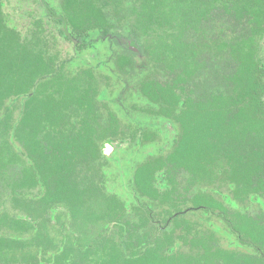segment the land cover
<instances>
[{"label": "trees", "instance_id": "16d2710c", "mask_svg": "<svg viewBox=\"0 0 264 264\" xmlns=\"http://www.w3.org/2000/svg\"><path fill=\"white\" fill-rule=\"evenodd\" d=\"M50 8L57 32L78 48L118 32L135 41L137 61L120 47L111 73L126 81L123 93L144 96L138 112L152 118L131 138L162 137L167 151L136 165V203L114 194L107 165L118 160L103 144L121 124L102 100L103 82L50 53L44 17L23 31L0 0V264H241L217 245L209 213L252 239L264 236V223L222 214L208 191L226 175L239 188L234 197L264 208V0H58ZM218 64L209 88L205 68Z\"/></svg>", "mask_w": 264, "mask_h": 264}, {"label": "rangeland", "instance_id": "374dc122", "mask_svg": "<svg viewBox=\"0 0 264 264\" xmlns=\"http://www.w3.org/2000/svg\"><path fill=\"white\" fill-rule=\"evenodd\" d=\"M45 2L48 4H53L54 0H45ZM5 11L12 20L11 23L16 24L23 31L26 30V28L31 25L33 19L38 18V16L47 17L45 7L43 6L41 0H5ZM46 21L52 25V27H50L52 34L50 36L48 35V39L50 41V53L57 54L58 58L61 60L70 58V61L77 62V64H73V68L79 66L83 67L84 65L94 66L96 68V73L108 76L109 82L107 81V83H105V81L102 88L106 89L110 97H113L115 93L119 92V90H122V87L125 85L126 81L124 82L123 80H116V73H111V68L109 67L111 64V62H109V57L114 46L111 47L108 45V43H99L98 55L94 56L91 53V49L77 48L76 45H72L67 38L59 34L57 32V27L60 28L59 23L51 20L48 17ZM227 22L229 21L225 19V23ZM225 28H229V26L225 25ZM238 28L239 27H233L232 30L237 32L236 30H238ZM216 35L217 31L214 32L212 36L216 37ZM259 45V51L261 53L262 59L264 60V42L260 41ZM106 61H108V64L104 65ZM101 63L102 68L97 69L98 64ZM219 68H221L219 64L216 71H213L212 67L210 70L207 67L205 68L206 72H204L203 77L205 78V84L209 88H212L218 83L216 72L219 70ZM157 69L158 68L155 69L154 73L156 78L160 77L164 79L165 75H161V72H159V69ZM130 84H132V81H130ZM132 105L137 107L145 106L144 100L133 97L132 95L127 96L124 101V107L130 108ZM137 113L139 112H136V114ZM121 117V124H126L127 122H130L129 119L135 118L133 117V113L130 111L127 112V117L123 115ZM148 150H150L155 155L159 154L160 152L166 153L167 149L165 147V140H162V137H159V139L145 145H140L137 142L131 141L126 146L115 149V156L119 162L118 164H109L110 173L107 175L106 180L108 182V187H110L112 192L117 194L121 199L130 201H135L137 199V197L132 192L129 181L135 171L136 165L145 160ZM179 180H181V177H179ZM8 207H10V205ZM211 221L212 223H215L221 231L226 229L225 224L223 221H221V219H218V217L212 216ZM184 248L185 252L188 251L186 245Z\"/></svg>", "mask_w": 264, "mask_h": 264}, {"label": "flooded vegetation", "instance_id": "af4514ba", "mask_svg": "<svg viewBox=\"0 0 264 264\" xmlns=\"http://www.w3.org/2000/svg\"><path fill=\"white\" fill-rule=\"evenodd\" d=\"M58 0H54V3L52 4H48L45 2L43 3V6L45 7V11L47 10L48 12H50L51 10V5L57 4ZM47 14V12H46ZM48 18H50L48 15H46ZM44 17V16H42ZM47 17H44V22H47L46 19ZM46 18V19H45ZM50 34V33H49ZM50 36V35H49ZM90 41L93 44H97L96 48H93L89 45V43L86 46H82V48H87V49H91V53L94 56L98 55V44L99 43H108L109 46L113 47V50L110 57L115 56L116 51L120 50L122 51V48L126 47L129 51L133 52V58L135 59V61H137V57L141 55L140 50H139V46L135 43V41L130 38L129 36H125L121 33L118 32V34H108L105 37L101 36V35H96L93 36L92 38H90ZM262 42H264V37L260 40ZM49 45H50V41H49ZM76 47L78 48V44L76 45ZM122 47V48H120ZM259 50H260V45H259ZM259 56H260V61L261 63L264 65V60L262 59L261 53L259 51ZM109 57V62H112V60ZM73 64H77L73 63ZM108 61H106L104 63V65H107ZM82 67V66H79ZM91 67L92 70L95 72V74L99 77L100 81L107 83V81L109 82V77L106 75H101L96 73V68L94 66H83V68H89ZM99 68H102V63L98 64L97 66ZM110 67V65H109ZM116 80H120L122 81V79L118 76H115ZM103 84L101 85V88L103 87ZM104 91H106L105 88ZM122 90H119V92L115 93L114 96L116 94L121 93ZM107 93V97L106 99L102 98V100L106 103H112L111 108L113 109V111L116 113L118 119H119V124H121V120L122 119V115L127 117V112H132L133 113V117L132 119H129L130 122H127L126 124H121L120 125V131L119 134L117 136H115L112 140L109 139V141H105L104 142V147H103V152L105 155H109V154H114L115 156V149L117 148H122L124 146H126L127 144H129L131 141L137 142L140 145H145L149 142L144 143L143 141H141L140 137H139V131L136 132V136L135 138H131V132L133 131V129H140L141 125L140 124H150L152 122V118H150L149 120H143V117L140 113H137L139 108L137 106H130V108H125L124 107V101L126 99L127 96H133L139 99H144V96L142 94H140L139 92H135V91H131L129 90L128 92L124 91V93L122 92L120 95V106H116L112 101L110 95H108ZM113 96V97H114ZM144 103H146L144 101ZM124 107V109H123ZM127 109V110H126ZM130 114V113H129ZM129 116V115H128ZM138 117V118H137ZM131 118V117H130ZM168 127H177V125L175 124L174 126H171V122H168ZM167 151V150H166ZM147 156H149V154L151 153L153 154L150 150L147 151ZM159 154H166L164 153H159ZM158 155V154H156ZM155 155V156H156ZM146 156V158H147ZM116 157V156H115ZM145 158V159H146ZM119 161H117V163L114 162H109L107 165V169L109 170V164H118ZM227 167V166H226ZM227 169V168H225ZM110 173V171H109ZM219 174H221L219 172ZM222 177V175H221ZM223 179H226V175L223 176L221 179L218 180V182L215 184V187H213L214 191H208L212 194H218L217 198L219 199V203L224 205L225 209L224 211H221L222 214H225L227 216H232L235 212H239L240 214L246 215L250 218H252L253 220L259 222V224L264 223V208H262L260 205H258L257 203H254L252 201L249 200V195H247L246 200L243 202H241L239 199H237L236 197H234V192H238V186L237 185H228L227 182H224ZM106 186L108 187V182L106 180ZM110 188V187H108ZM240 188H243L242 186H240ZM246 190H250L252 188H247L244 187ZM111 190V188H110ZM226 190V191H223ZM112 191V190H111ZM115 194V193H114ZM223 196H227L228 199L225 200ZM124 201H128L130 202V204L132 203H136L137 200L135 201H130V200H126L124 199ZM158 210V209H157ZM219 211V210H218ZM187 212V211H186ZM193 213L200 215L202 212L201 211H193ZM212 216H216L218 217V219H221V221H223V223L225 224V230L221 231L220 228L215 224L212 223L211 221V217ZM209 217H210V226L211 228H213L215 230V234L214 236L216 237V241H217V245L220 246L222 249L228 250V251H235L240 258V262L241 264H264V236L258 235L257 239H252L249 235H243V236H238L237 234L232 233V230L229 226H227L226 222L223 220L224 218H222L221 216L217 215V214H211L209 213ZM205 224L208 225L207 220H205Z\"/></svg>", "mask_w": 264, "mask_h": 264}]
</instances>
